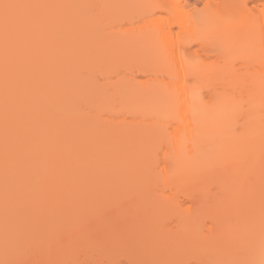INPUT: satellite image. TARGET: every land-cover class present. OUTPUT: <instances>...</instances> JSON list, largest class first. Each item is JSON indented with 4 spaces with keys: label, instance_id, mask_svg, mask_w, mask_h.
<instances>
[{
    "label": "bare ground",
    "instance_id": "6f19581e",
    "mask_svg": "<svg viewBox=\"0 0 264 264\" xmlns=\"http://www.w3.org/2000/svg\"><path fill=\"white\" fill-rule=\"evenodd\" d=\"M72 1L0 0V264H56V255L58 256L61 251L63 259H65L67 255L64 254L68 252L67 248H60L56 254V201L58 199L60 201V198L56 199L59 197L56 196V190H58L56 189V181L61 177H66L64 178V180H68L66 188L73 183L74 185L79 183V181H82L79 184L84 185V188L88 185V181L83 180L87 177L84 172L95 174L103 170L113 180L119 179L118 182H120L124 177V180L127 179L125 183H131L133 182L131 179H135L134 181L139 182L140 184H137L143 187L150 177L149 172L147 173L150 168L149 165L152 163L149 161L152 160V153L150 152L155 148L154 144L157 143L158 134V137L163 135L166 139L163 141H168L165 148L172 151L171 158L169 157L170 159H167L169 161L165 162L164 173L166 174V170L171 168V176L182 174L200 178L197 201L191 207L184 205L186 207V211H184L187 215L181 212L183 216L181 222L179 221L180 226H183L182 228L188 226L191 229L190 232L198 230L196 233L199 240L194 245L199 248L197 250L199 253L195 246L192 250L200 255L201 262L199 263L264 264V225L263 227L260 226L262 229L258 228L259 231L256 228L257 222L255 223L254 219L251 222L250 214L246 216V212L242 209V207H247L249 212L253 209V213L261 210V213L264 214L262 212L264 209V92H257L258 89L255 88L261 84L263 76L261 77L260 74L264 73H252L256 76L259 74L257 77H261L259 78L260 81L258 80L260 84L255 83L257 79L252 82L254 84H250L251 87L254 85L253 89H250L247 84L248 88L245 91L247 93L252 92L248 93V98L245 96L246 93L242 92L247 100L245 99L246 103L244 102L241 106L240 102L242 101H239L238 97L244 90L240 84V89H242L236 93L235 77L238 76L236 73H231L230 67L224 69L223 72L222 69V73H217L219 71L215 72L211 69L208 71L202 67L203 65L194 64L192 59L187 56L192 48H190L191 44L196 41L200 49L207 52L206 56L209 55L211 58L213 54L217 58L215 60H226L225 64L228 66L231 60H236L234 59L236 56L245 57L246 60L253 63V66L254 64H263L264 11L260 10V13H256L253 11L254 8H251L257 0H216L215 3L208 0L205 8L203 7L201 10L202 12H199L197 5H195L197 8L191 6V10H189L188 15H185V18H176L177 22L175 21L174 24L178 25L180 32L185 33L184 36L188 35L185 36L184 41H182L181 36L179 38L182 42L178 37L176 39L172 37L174 32L171 27L174 24H169L168 27L157 28L155 35H149L152 39L150 47L136 42L137 47L134 45V49L137 48L138 56L134 54L136 53L134 50V56L130 57L132 58L131 62L143 66L146 64L145 61L140 60L141 56L139 55V50L144 48L143 50L146 49L145 51H147L146 56H149L150 51L149 60L147 58L149 64L148 66L145 65L149 68L148 71H156V64L166 65V69L160 65L161 70L158 72L165 69L168 75L166 72L165 74L170 77L167 78L173 81L167 82L166 78L164 79V74L163 78L160 79L165 80V82L162 83L163 81L159 79L162 84L157 83L159 73L156 78L149 76V78L144 79L139 76L140 79L137 78V80H140L142 85H135L125 90L126 92H122L121 100L118 101L120 103L118 108L131 113L132 117L135 116L150 123L143 122V126L140 127L141 123L134 122L133 130L130 126V130L127 129L128 127L123 125L124 122L120 123V121L114 122V125L109 126L108 124L110 129L107 130L105 127L104 130L110 131V133L105 131L100 136L109 134L110 137L104 138V136V142L103 139L101 140L102 137H99L101 144L100 141L95 140L96 132L93 131L99 128L101 124L86 114V108L81 107L79 110V105L81 102L83 106L86 105L85 107L88 106V108L93 104L95 109L111 107L112 96L109 90L97 93V89L91 84L88 75L86 78V75L83 74L84 77L80 74L91 61L93 62L91 65L89 63L90 66L88 65L87 69L93 67L94 62L106 67L112 58V52L103 40L98 39L101 42L95 43L97 38L101 39L100 28L89 23V13L76 11ZM149 1L151 0H137L138 4H141L140 7H145ZM154 1L155 8L161 7V5L156 4L160 2ZM259 1L261 0H258L257 3ZM137 2L132 4L130 0H120L118 6L121 7L119 9L122 11L132 12L131 10L141 9L140 7L135 8ZM5 5L10 7L6 9ZM113 5L116 6L117 4ZM204 9H207V12H204ZM154 13L150 11L149 14L154 15ZM234 18L238 20L239 24L231 22L235 21ZM182 26L183 28H181ZM178 39L179 42H176ZM145 51H141L143 57ZM209 52L212 54L210 55ZM136 56L138 59L140 56V59L136 60ZM97 65L94 64V66ZM262 69L264 68L262 67ZM257 70L260 71V68ZM144 73L149 74L147 69ZM160 75L162 76V73L158 76ZM255 75L253 76L256 77ZM171 77L173 78L171 79ZM134 78L136 79V77ZM245 79L250 82L253 77L252 79L251 77ZM139 82L138 84H141ZM205 82H209V85L212 83V88L206 89L208 85L206 86ZM253 90L256 92L254 93ZM239 93L241 94L239 95ZM235 94L239 96L237 97ZM72 103H77V107L72 106ZM170 121L179 122L180 125H174ZM169 123L172 127V130L169 127L171 131L166 129ZM145 124H148L146 125L147 128L144 127ZM162 125L165 127L163 128ZM157 129H159L158 132H155ZM82 130L84 132L89 130L88 133L91 136ZM167 130L170 133L169 139L164 136L168 133ZM79 131L81 134L83 132V135L86 134L84 137L88 135L86 137L88 139L89 137L94 138L95 143L92 142L94 140L87 139L89 141L87 145H93L82 146L84 141H82L83 137ZM162 131L166 132L163 133ZM153 133L157 135L155 136ZM151 135H154L152 142ZM86 138L83 140L86 141ZM126 145L128 147L135 146V151L125 147ZM121 156L124 157L121 158ZM119 159L124 162H120ZM132 161L136 165L131 166ZM84 169L85 171L82 172ZM82 174L85 176L84 178ZM165 174L164 176H166ZM135 175L141 176L136 177ZM92 176H96V174ZM102 177L104 178V175ZM103 178L98 179L102 183L104 181L106 183L99 182L98 186L108 188L111 182L106 181V177L102 181ZM137 179L139 180L137 181ZM85 181H87L86 184ZM140 181L144 184L141 185ZM217 181H221L224 183L223 185L229 187V192L226 191L228 193L224 197L225 200L222 201L227 206L222 210V213L219 212L220 216L216 210L217 214L212 217L213 219L210 218L213 223L208 224L206 218L209 219V214L213 210L211 206L214 207L213 202L211 204L212 196L209 197V189L210 186L212 188L213 185L219 184ZM95 183L97 184V182ZM100 183L101 185H99ZM108 184L109 186H107ZM85 192L87 191L85 190ZM63 195L62 193L60 196L62 199L65 198L64 201L62 200L65 202L67 197L69 199V195L66 194L67 197L66 195L63 197ZM73 199L72 196L68 200L70 205L75 204ZM68 201L65 204L67 206L69 205ZM59 203L62 205V202ZM84 203L86 204V202ZM222 203L221 208L225 206ZM176 204V202H170L172 208ZM234 204H241L242 207ZM170 205L169 207H171ZM86 206L88 205L86 204ZM184 206L181 204L182 208L180 209H185ZM174 209L176 208L174 207ZM99 210L97 208V211ZM224 211H227V214ZM98 213H102L101 210ZM224 213L225 217H223L227 219L225 222L222 219ZM217 215L223 220L222 222L225 224H222L225 227H222L220 222L221 228L216 222L219 221L216 218ZM241 215L245 216L239 220ZM127 216L125 215V220L119 218V225L121 221V224L126 222L127 227L125 226V228L127 229L124 228L123 230L124 223L119 227L122 228L120 231L126 234L123 235L127 236L125 240L128 241L129 239L130 244H132L130 241H135L132 244L134 250L136 249L135 245L139 242V237L136 236L139 233L141 235L143 230L140 232L138 229L139 232L136 234L133 230H128ZM262 216L264 217V215ZM231 219H235L236 222ZM148 221H146L147 224ZM57 222L59 225L61 224L60 221ZM147 224L144 223L148 226ZM59 227L61 230L63 229L62 225ZM80 227L82 228V226ZM79 228L77 231H80ZM127 230L130 231L131 236ZM77 231L75 232L77 233ZM71 232H74V229ZM75 232L71 233L70 237L74 236L73 234L76 237ZM89 234L90 232L88 236ZM152 234L151 232L144 233V236H141L143 239L140 237V242L137 244L138 246L136 245L139 249L130 251V253L124 250L126 255L124 253L123 255L131 257L134 264H145L147 261L154 262L153 264H161L160 262L169 264L172 261L169 258L167 259L168 263L167 260L161 261L162 258L168 256L169 248L166 242L165 247L161 245L166 249H160V251L163 249L164 252L167 250L166 254L152 251L149 248L155 242L153 239H161L160 233L158 237V235L155 236L156 232L154 238ZM178 235H181L180 232ZM217 236L220 241H223L222 246L219 245L221 242ZM164 238L167 239V236ZM78 240L81 239H77L75 242L77 243ZM237 244L244 245L242 246L244 249L239 254H231L229 259L222 260V255L229 254L226 251H230L231 247L233 248ZM76 245L82 246V244ZM70 246L69 248H71ZM83 246L85 245L83 244ZM108 249L105 250L108 255L115 251V247L113 251H110L112 248ZM105 252L102 253L99 250L98 255L100 253L101 259L105 258L104 260H107L108 263L109 256L110 258L116 254L118 256L120 251L116 250L113 255L109 256ZM152 252H155V255ZM193 253L197 255L195 252ZM193 253L191 254L193 255ZM59 256L57 260L61 264L62 255ZM117 256L114 258L120 257ZM68 258H70L69 255ZM68 258L66 259L67 262L72 257L70 260ZM89 258L87 256L86 259ZM63 259L62 262H64ZM115 261L116 259L113 262Z\"/></svg>",
    "mask_w": 264,
    "mask_h": 264
},
{
    "label": "rangeland",
    "instance_id": "374dc122",
    "mask_svg": "<svg viewBox=\"0 0 264 264\" xmlns=\"http://www.w3.org/2000/svg\"><path fill=\"white\" fill-rule=\"evenodd\" d=\"M207 1L208 0H156V2H160V3H156V4L161 5V7H156L155 8V1L154 0L149 1V4L146 5L145 7H140L141 4H138L137 0L136 1L135 0H130V3H132V4H135L137 2L135 8L136 7H140L141 8V9L138 8L136 10H131L132 12L120 10L119 8H121V7L118 6V4H120V0H73L72 1L73 7L75 8L76 11L81 12V13H87V14L89 13V15H90V17H88L89 23L90 24L92 23L93 25L95 24L97 26V28L98 27L100 28V30L102 32L100 34H102V36L100 35L101 39L97 38V41L95 43H98V42L100 43L103 40V42H105L109 46V48H110V50L112 52V58H111V60L108 61L109 64H107L106 67H104L103 65H97L98 63L96 64V62H94L92 64L93 67H88V69H87L86 67L89 65V63L91 65V63L93 62V61H91L84 68L85 71L82 70L81 74H80L82 76L86 75V78H87V75H88V78L91 80V84L94 86L95 89H97V91H96L97 93L109 90L110 93H111V96H112L111 101H113V103L111 102V104H112L111 107L114 105L112 108L111 107H106V108L105 107H100V108L95 109V108H93V106H94V104H93V105H91V107H92V109H95V110H92V109H90L91 107L88 108V106L85 107L86 105L83 106L81 104V102H80V105H79L80 109L78 108L79 110H81V107H84L83 109L86 108L85 110H86L87 113L84 110H83V112H85L89 116H92L94 120L96 119V121H99V123L102 125V126L100 125L101 128L99 126V128H97L96 130H93L94 132H96L95 140L97 139L98 142L100 141V144L102 143L101 140L103 139L104 136H105L104 138H106L107 136L110 137L109 134L108 135L104 134L103 137L100 136L106 131V130H104V128L106 127L105 129H107V130L110 129L109 126L112 125V124L114 125V122H119V121H120V123L124 122L123 125H125V127L127 126L128 127V128L126 127L127 129H129V126L132 127L131 130H133V127H135V123L134 122L141 123L142 125L140 127H142L145 122H148V121L142 120L141 118H137L135 116H133V117H135L136 119L135 118L133 119L131 113L126 112V111H122L121 109L118 108L120 106V103H118V101L121 100L120 97L122 96V94L124 92H126L125 90H128V88L130 89V87H133L135 85L136 86H141L142 85V83L139 82L140 80H137V78L140 79L139 76L143 77L144 79L149 78V76H152V77L155 76L154 78H156V75L158 73L159 74L162 73V76L161 75L158 76L159 74L157 75L158 81H160V80H162L160 78L161 77L163 78V76H164V74L166 72L165 71L166 65H162V64H156V66H155V70L156 71H148L149 68L147 66L149 64L148 60L150 58V51H149V54H148L149 56H146L147 51H145L146 49L143 50L144 48L141 49V51H145L144 55L146 57L145 56L143 57V53H141V51L139 50V55L141 56V59H140V56H139V59L142 60L143 62L145 61L146 64H144V66L147 65V66H145V68L147 69V72L149 74H145L144 73V72H146V69L144 68L143 65H141V64L138 65L137 63L131 62L132 58H130V57L134 56L133 55L134 50H135V52L137 51V48L134 49V45H136V42L141 44V45H144V46L146 45L147 47H150L152 39H151V36H149V35L150 34L155 35L156 32H157V28H159V27H164L165 28L166 26L168 27L169 24L171 25V24H174L175 21L177 22L178 18H181V19L185 18L186 17L185 15H188L189 10H191V6L197 5V7H198L197 10L199 12H202L201 10H203V7L205 8V4H206ZM257 1H255L254 5L251 3L253 5V7H251V8H254L253 9L254 12L260 13V10L264 11V0H261L263 2L259 1L260 3L259 2L257 3ZM210 2L211 3H215L216 0H211ZM113 4H117V5L114 6ZM252 5H250V6H252ZM207 9H209V8H207ZM206 10L204 9V12H207ZM120 11H122V12H120ZM150 11L155 12L154 15H150L149 14ZM211 11H209V12H211ZM234 19H235V21L233 20L231 22H233L234 24H239L238 20H236V18H234ZM88 21L86 20V23H88ZM178 24H179V22H178ZM176 25L174 24L171 27V28H173L171 30H173V32H174L172 37H174V39H176V37L179 38L181 36L182 39H183L182 41H184L186 39L185 36H188V35L184 36L185 33H183V31L180 32L181 30H179L178 25L177 26ZM181 28H183V26ZM184 30H186V29H184ZM170 35H171V33H170ZM98 39L101 40V41H99ZM179 39H180V42H182L181 38H179ZM179 39L176 42H179ZM191 45L192 46H190V48L191 47L192 48H191V50L189 49L190 53H189V55L187 54V56H189V58L192 59L191 61L194 64H196V65L200 64L201 66L203 65L202 67L206 68L208 71H211V70L215 71V72L219 71L217 73H222L224 71V69H227L228 67H230V69H232L231 73H233V74L236 73L237 74L238 77H235L236 78L235 80H236V83H237L236 84L237 86H235L236 87V93H238L242 89V88L240 89V84H241V86L243 87V90H244V91H241V93L242 92L246 93V95L243 94V93L242 94L239 93V95L241 94L240 96L238 94L237 95L235 94L237 97L239 96L238 97V99H240L239 101H242V102H240V105L244 104L245 99L247 100V98H248V96H247L248 93L252 92V91H249V89H248L249 92L247 93V91H245V89L248 88L247 84L249 85L250 89H253L254 85L251 87L250 84H254V83H252V82H254V79H257L256 80L257 82H255L256 84H260V82H258V80H259V78H261L263 76L261 78V81H262L261 84H260L261 87L259 85L258 87H255V88L258 89L257 92L258 91H261L262 93L264 92V74H260L261 77H259V78L257 77V76H259V74H257V76L255 74H252V73H255V72L264 73V71H263L264 69H262V67L264 68V66H263L264 63L263 62H262L263 64H259V65L258 64L255 65L254 64V66H253V63L250 62L249 60H246L245 57L236 56L234 58L236 60H231V62L233 61L232 62L233 64L231 62H229V63L227 62L229 64V66H228V65L225 64L226 60H215L217 58H215L211 52H209L210 55L212 54L211 58L209 57V55L206 56L207 52L202 51V49H200V47H199V45L197 44L196 41H194ZM136 47H137V45H136ZM122 49H124V50H122ZM131 51H133V52H131ZM137 52L134 53V54H136L138 56ZM137 56L135 58H136V60H139ZM147 58H148V60H147ZM202 59H205V60H202ZM234 62L236 64V66H235ZM254 63H257V62H254ZM94 64L97 65V66H94ZM160 65L165 67V69H164V71L162 70L161 72H158V71L161 70L160 69L161 68ZM98 66H100V67H98ZM141 66H142V68H141ZM225 66H227V67L224 68ZM234 66L236 68L238 67L237 69L240 68L239 69L240 71L237 70ZM258 68H260V71L257 70ZM234 69H235V71H233ZM221 70H222V72H221ZM251 71H254V72H251ZM243 72H245V73H243ZM166 74L168 75L167 72H166ZM166 74L164 76V79L166 78L165 80H167V82L173 81V80L168 79L170 77H168ZM242 74H243V76H242ZM249 74L252 75V76H250ZM146 75H148V77H146ZM253 75H255L256 77H254ZM134 77H136V79ZM244 77L245 78H247V77L250 78L251 77V79L253 77V80H250V82H249ZM172 78L173 77H171V79ZM238 78H239V80H238ZM89 79H88V81L90 82ZM165 80H162L163 82L162 81H160V82L157 81V83L162 84V83L165 82ZM176 81H177V79H176ZM138 82L141 83V84H138ZM149 83H150V81H149ZM179 83L181 84L180 80H179ZM204 84L206 86L208 85L207 88H206L208 90L211 89L212 86H213L212 83L209 85V82H205ZM245 85H246V87H245ZM255 92L256 91H254V93ZM87 93H89V92H87ZM82 95H84V94H82ZM83 100H82V102H83ZM71 105L72 106L74 105V107H75L77 105V103L76 104L72 103ZM70 108H72V107H70ZM104 108H105V110H104ZM108 108H110V109H108ZM88 110H90L89 112H91L93 114H91V113L88 114L89 113ZM94 113H95V115H94ZM96 113L99 114V115H97ZM137 119H140V120H137ZM171 122L172 121H170V123ZM148 123H150V122H148ZM170 123H169L168 126H166V129L168 128V130H169V127L172 130V127L170 126ZM108 124H109V126H108ZM173 124L174 125L175 124L176 125L177 124L180 125L179 122L177 123L175 121H174ZM146 125H148V124H145L144 127L147 128ZM162 126H163V128L165 127V125H162ZM140 129H143V128H140ZM158 130L159 129L155 130V132L156 131L158 132ZM168 130H167V132H168ZM171 130H169V131H171ZM88 131L89 130H87L85 132L83 131V132L87 134ZM90 131H92V130H90ZM79 132H80L79 134L83 138H86L90 134V133H88V135L86 137H84L86 134L83 135V132H82V134H81V131H79ZM106 132L110 133V131L109 132L106 131ZM164 132H166V131H164ZM93 133H92V136L94 135ZM154 135H151V138H150L151 142L153 141L152 137ZM89 136H91V135H89ZM158 136H159V134L156 137L157 138V143H156V140H155L156 144L153 143L155 145L154 146L155 148L152 149V152H150V153H152V155H151L152 156V160H149V161L150 162L152 161V163H150V165H149L150 168L149 169L147 168L149 170V171H147V173L149 172V176L150 177H149V179H147V181L145 180L146 178L144 179L146 181L145 184H144V182L140 181L141 185L144 184L143 187L138 185L137 183H139V182L134 181L135 180L134 178H133L134 180L131 179V181H133L131 183H128V182L125 183L127 181V179L125 178V180H124V177L121 179L120 182H118L119 179L118 180H113L112 177L106 175L107 172H104L103 170L95 173L96 176H92V175H95V174H87V171L84 172L85 169L82 170V172H84V174L87 176V177H85L82 174L83 178L84 177L86 178V179H83V178L82 179L88 181V183H87V181H85V184L87 183L88 185L85 186L84 188H83L84 185L83 186L80 185L82 181H79L80 184L78 182L75 185H74V183L71 184V186L67 187L68 189L66 188V182L68 180L67 181L64 180V178H66V177H61V179L56 181V189H58V190H56V196H59V197H56V199L60 198V201H59V199L56 201V209H57L56 210V229H57L56 230V252H57L56 254H58V252L60 251L59 250L60 248H67L66 250L68 252L66 254H64V255H67L66 256L67 258H68V255L70 256V258L72 257L71 260H70V258H68L70 261L67 262L66 261L67 258L65 256H64L65 259H63V254H61V252H62L61 251L60 254H59V255H62L61 258H60L61 259V261H60L61 264H63V263L64 264H93V261H94V264H108L110 262H111V264H113V263L114 264H134L131 261V257H126L125 256L126 255L125 252L127 251V253H130V251L132 252V251H136L137 249H139L137 247L138 246L137 244H139V242H140V237L141 236L143 237L144 233H146V232H151V234H152L153 231H154L153 233H155V234L157 232L156 235L154 234L155 236H157L160 233L161 235L160 234L159 235H160L161 239H159V238L156 239L155 238V240H154L153 238L155 236L152 234L153 242L154 241L156 242L157 240H160V241H157L158 243L154 242L153 245H151L149 248L152 251H155V252H158V253H161V254L164 252L163 249H166V248H163V247L166 246V244L168 245V248H169V251L167 253L168 256L166 258H162L161 261L162 260L165 261V260H167L169 258V260L170 259L172 260L171 262H169V264H201V263H199V262H201V258H200V255L198 254L199 252L197 251L199 248H197V246L194 245V243L195 242L197 243L198 240H199L197 238V233H198L197 231L198 230L196 231L197 233L196 232H190L191 229H189L188 226H187V228H186V226H185V228H182L183 226H180V223H179V221L181 220V217L183 216V214L181 215V212L185 213L186 207H189V206L191 207L197 201V197H198V194H199V182H200L199 179L200 178L192 177V176L190 177V176L182 175V174L179 175V176H171L170 175L171 174V172H170L171 168L167 169L166 170V174H165L164 173V167L166 166L165 162L169 161L167 159L171 158L170 155L172 154V151L168 150L167 148H165L167 146V142L168 141L167 142L163 141V140H166L163 137V135H162V137H158ZM164 136H167L168 139H169L170 138V133L168 132L167 134H164ZM99 137H102L101 140H99L100 139ZM83 138H82V141H84V142H82V146H84V147H88V146L93 145V144H91L92 142L95 143L94 138L92 139L91 137H89V139H92L94 141H92L90 143L91 145H87V144H89L88 143L89 139L86 138V141H85V140H83ZM104 140L105 139H103L102 141L104 142ZM125 147H128V145H126ZM134 147L135 146H133V147L129 146L128 148L132 149L133 152H134L135 151ZM125 150H126V148H125ZM127 150L129 151V149H127ZM129 152H131V151H129ZM122 157H124V156H121V158ZM119 161L120 162L121 161L124 162L122 159L121 160L119 159ZM171 162H172V160H171ZM129 164H130V162H129ZM130 165L134 166V165H136V163H133V161H132V164H130ZM164 174L166 176H164ZM103 175H104V178L106 177L105 178V179H107L106 181H110L111 182L110 186H109V184L107 185V186H109L108 188L105 187V186H104V188H102V187L100 188L98 186V183L101 182L100 179H98V178H100V177L103 178L102 177ZM80 176H78V178ZM130 176H127V178L128 177L130 178ZM132 176H134V175H132ZM135 176L137 177L138 175H135ZM140 176H138V177H140ZM143 177H146V176H143ZM104 178H103L102 181H104ZM147 178H148V175H147ZM139 179H137V181ZM75 180H77V179H75ZM111 180H113V181H111ZM141 180H143V179H141ZM122 181H123V183H121ZM95 182H97V184ZM101 183L99 185H101ZM104 183H106V182L104 181ZM104 183H102V184H104ZM217 183H219V184L213 185L212 188L210 186V189H209V192H210L209 193V197L212 196V198H211L212 200L211 199L210 200H211V204L213 202L214 207L211 206V209L213 208V210L209 214V219L206 218V221H207L206 223L209 222L208 224L213 223L210 218H212L217 213L219 215L220 211L222 213V210H224V208L227 206L226 204H223L222 201L225 200L224 197L229 192V190H228L229 187L227 185H223L224 183L221 182V181L220 182L217 181ZM95 184H96V187H95ZM72 185H74V186H72ZM220 185H222L225 188H223ZM73 187L75 188V191H73V189H74ZM86 187H88V188H86ZM97 187H99V188H97ZM226 187H227V189H226ZM89 188H92V189H89ZM66 189H67V191H66ZM79 189H80V192H79ZM109 189H111V191H109ZM85 190L87 192H85ZM227 190H228V192H226ZM88 192H89V194H88ZM222 192H223V194H222ZM62 193L64 195L68 194L69 195V199L72 198V196H73V198H74L73 200H74L75 204H71V205L69 204L70 202L68 201L69 199H68L67 195H66V197H67L66 199L67 200L65 202H63L65 200V198H63L64 199L63 200L62 197L60 196V195H62ZM224 193H225V195H224ZM70 194H72V196H70ZM64 195H63V197H64ZM109 195H110V197H109ZM76 196H78V197H76ZM98 196H99V198H98ZM110 200H111V202H110ZM58 201L62 202L63 206ZM67 201H68V204H69L68 206L65 205V204H67ZM84 202H86V204L88 206H86V204ZM100 202H101V204H100ZM159 202H162V203H159ZM170 202H172V203L176 202L178 204V206H177V204L174 205V207L176 209H174V207L172 208V206L170 205ZM180 202H183L181 204H183V206L184 205L186 206V207L184 206L185 209H180V208H182L181 204H179ZM158 203L162 204V205L160 206ZM221 203H222V205H225V206H222L223 208H221ZM92 204L94 205V207H93ZM156 204H158V205L155 206ZM169 205L171 207H169ZM234 205H237V204H234ZM239 205H241V204H238L237 206H239ZM100 207H102V208H100ZM177 207H179V208H177ZM241 207H242V205H241ZM87 208H88V210H87ZM97 208L100 209L102 213H98L100 210L97 211ZM242 209H243L244 212H246V216H247V214H250V218L252 219L251 222L253 221V219H254L255 223L257 222L256 223V228L257 229L261 228L260 226L263 227V225H264V217L262 215H264V214L261 213V210H260V212H254L253 213L254 210L252 209V211H250L251 212L250 213L247 210V207L246 208L242 207ZM69 210H70V212H69ZM178 210H180V211H178ZM216 210H218L217 213L215 212ZM258 210H259V208H258ZM240 212H241V210H240ZM262 212L264 213V209H263ZM66 213L68 214V216H67ZM75 213H76V215L74 216ZM225 213H224V215H222V219L224 220V222H225V220L227 221V219L224 218L225 217ZM229 213H231V212H229ZM64 214H65V216H64ZM57 215H58V217H57ZM101 215H102V217H101ZM125 215L126 216L128 215L127 218H126L128 220L127 221L128 230H130V231L133 230L135 234H136V232H139V231L141 232L142 230L144 231V232L143 231L141 232L142 233L141 235L139 233L136 236V237H139V240L137 238V240L139 242H137V244H136L137 246L135 245L136 249H134V250H133L134 246H132V244L135 243V241L134 242L130 241L132 243V244H130L128 242L129 239H128V241L125 240L127 238V236L123 235L125 233H122L120 231L122 228L124 230V228L126 226L125 225L126 222H123L124 226L122 228H120L119 226L120 225L122 226L123 223L121 224V222H122L121 221L120 225H119V218H120V220H122V219L125 220ZM132 215H133V217H131ZM185 215H187V213H185ZM218 215H217L216 218H218L219 221H216V220H213V221H216L217 223H219L220 227H221V225H222V227H225L223 225L225 223L222 222L223 220H221L218 217ZM236 215H238V214H236ZM121 216H122V218H121ZM244 216L245 215H241L239 217V220L242 217H244ZM236 217L238 218V216H236ZM98 218H100V220H98ZM148 219H149L150 222L148 221ZM235 219L234 220L231 219V220L235 221ZM57 221L61 222L60 225L63 226L62 230L60 229V227H59L60 225L58 224ZM83 221H85L84 222L85 225L84 224L83 225L86 226V227L81 225ZM146 221H148V224L146 223ZM143 222L145 224H147L148 226L144 225ZM220 222H221V225H220ZM248 222H250V221H248ZM80 226H82V228ZM83 227H84V229H83ZM138 227H140V228H138ZM77 228H79L80 231H77ZM72 229H74V232L77 231V233L75 232L76 233V237H75V234H73L74 236L70 237L72 235L71 233H74V232H71ZM125 229H127V228H125ZM138 229H139V231H138ZM184 229H186V230H184ZM128 230H127V233H130V231L128 232ZM258 230L260 231V229H258ZM89 232H90V234L88 236ZM179 232H180L181 235H178ZM66 233H67V235H66ZM134 233H132V234H134ZM194 233H196V234H194ZM159 235H158V237H159ZM226 235H228V234H226ZM130 236H131V233H130ZM166 236H167V239L164 238ZM168 237H170L171 239L170 238L168 239ZM77 239H81L80 241L78 240L79 243L75 242ZM85 239H87V240H85ZM217 239H219L218 236H217ZM181 240H183V241H181ZM219 241H220V239H219ZM74 242H75V244H74ZM165 242H166V244H165ZM220 242L221 243L219 245L222 246L224 243L222 244L223 241H220ZM71 244H72V246H70ZM76 244H82V246L78 247ZM83 244L85 246H83ZM241 244H237L233 248L231 247L230 251H226L229 254H227V255L225 254L224 256L222 255L221 259L225 260L231 254H234V253L239 254L240 251L242 249H244V248H242V246H244V245H241ZM161 245H163V247H161ZM69 246L71 248H69ZM193 246H195L196 251L198 253L195 250H192ZM114 247H115V251H113ZM106 248H109L108 250H110L112 248L110 250V251H113L111 253L112 255H113L114 252H116V250H119L120 252H118V256H120V257L118 259L114 258V257L117 256V254H116V256H111V258H110L109 255H111V254L108 255V253L105 252ZM161 248H163V249L160 251ZM73 250H74V252H73ZM99 250L102 253L103 252L107 253V256H109L108 263H107V260L106 261L104 260L105 258L101 259L102 257H101L100 253L98 255ZM124 250H125V252H124ZM110 251H109V253H110ZM88 252H89V254H88ZM138 252H139V250H138ZM155 252H152V253L154 254ZM165 252H167V250ZM165 252H164V254H166ZM193 252H195L197 255H195ZM72 253H73V255H71ZM123 253L125 255H123ZM191 253H193V255ZM59 255L58 256L56 255V264L59 262V260H57V259H59L57 257H60ZM91 255H93V256H91ZM87 256L90 257L88 259L89 261L86 259ZM32 257L33 256L31 254V258ZM62 259H63L64 262H62ZM115 259H116V261L113 262ZM143 261H141V262H143ZM145 261H147V260H145ZM153 263L154 262L151 263V262L147 261V263H145V264H153ZM160 263L161 264H165L164 262H160ZM167 263H168V260H167ZM138 264H140V263H138ZM141 264H143V263H141Z\"/></svg>",
    "mask_w": 264,
    "mask_h": 264
},
{
    "label": "snow or ice",
    "instance_id": "6c2138e0",
    "mask_svg": "<svg viewBox=\"0 0 264 264\" xmlns=\"http://www.w3.org/2000/svg\"><path fill=\"white\" fill-rule=\"evenodd\" d=\"M4 7L7 9V8L10 7V6H9V5H5Z\"/></svg>",
    "mask_w": 264,
    "mask_h": 264
}]
</instances>
